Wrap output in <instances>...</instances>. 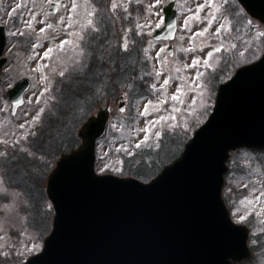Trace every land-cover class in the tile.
I'll return each instance as SVG.
<instances>
[{"label":"rangeland","instance_id":"374dc122","mask_svg":"<svg viewBox=\"0 0 264 264\" xmlns=\"http://www.w3.org/2000/svg\"><path fill=\"white\" fill-rule=\"evenodd\" d=\"M51 1L60 0H0V24L6 30V59L0 69V159L9 153L7 160L12 159L14 151L35 159L31 164L27 161L28 170L46 197L41 208L32 209L31 220L36 218L39 225L33 228L27 219L31 215L28 197L7 185L0 173V264H22L41 249L53 215L45 193L47 176L60 153L78 145L66 150L65 138L51 144L52 150H35L30 145L37 126L54 112L59 80L81 67L86 56L82 38L88 31L90 34L92 25L90 0H66L62 11L49 15ZM167 1L108 0L112 14L113 7H128L129 27L112 22V33L120 39V49L133 59H137L134 46L140 45V62L135 76L119 83L113 78L110 94L99 102L111 100L113 113L105 134L96 140L97 173L135 176L143 181L154 177L177 157L205 120L217 85L264 51V25L245 15L236 0H176L174 39L152 40L151 31L162 24V6ZM65 17L70 21H64ZM42 27L43 33L39 31ZM46 49L50 50L47 56ZM23 78L29 82L24 102L11 115L6 93ZM120 97L126 103L123 112L118 111ZM70 120L75 129L84 121L77 116ZM229 160L222 194L232 220L249 227L252 249L249 259L235 264H264V155L239 148L231 152ZM32 192L37 194L35 189Z\"/></svg>","mask_w":264,"mask_h":264},{"label":"water","instance_id":"95a60500","mask_svg":"<svg viewBox=\"0 0 264 264\" xmlns=\"http://www.w3.org/2000/svg\"><path fill=\"white\" fill-rule=\"evenodd\" d=\"M237 1L264 25V0ZM175 5L163 6L153 39L174 36ZM3 46L0 27V54ZM28 84L23 78L8 90L11 114ZM110 116V101L99 105L78 129V147L56 160L45 183L52 228L23 264H234L250 257L249 228L231 220L222 187L231 150L264 149V51L218 87L208 119L148 182L95 172L96 140Z\"/></svg>","mask_w":264,"mask_h":264},{"label":"trees","instance_id":"16d2710c","mask_svg":"<svg viewBox=\"0 0 264 264\" xmlns=\"http://www.w3.org/2000/svg\"><path fill=\"white\" fill-rule=\"evenodd\" d=\"M92 1L97 9V21L95 29L90 32L85 43L87 56L78 71H75L69 76L66 75V78L64 77L59 80L55 88L58 95L54 103V112L44 119L32 135V138H34L33 144L30 142L32 149L42 150L47 147L51 149V144L59 143L64 138L66 139V145H69L65 147L66 150L72 145H77V129L72 125L74 122L70 120V117L75 119L77 116L79 121L85 119L105 95L110 94L113 78L116 80V83L123 82V79L135 76L138 71L137 67L140 62L138 60L140 59L138 56V48H140V45L134 46L137 49V59H133L131 53L120 49V39L118 36L116 38L115 34L112 33L114 31L112 29V22L114 24L115 21L118 23L123 18L121 10L118 9L117 13L114 12L113 17L115 18L111 22L108 14V0ZM118 26L120 27L121 24H118ZM117 32L119 31L116 29ZM138 42L140 41L137 38L136 43ZM64 100L68 102L66 107H64ZM71 127H73L72 131H70ZM59 134H61L60 137ZM162 144L160 146L161 149ZM54 146L56 145L54 144ZM14 152L15 156L12 159L7 160L11 158L10 153L5 154L0 159V173H2L7 185L18 188L26 194L29 202L28 207L31 208V215L27 217L28 223L30 225L32 224L33 228H38L39 225L36 223V218L31 220V216L34 215L33 210L43 206L42 201H46V197L38 181L35 182L36 177H32L28 170V162L31 164L35 159H31L25 153ZM256 152L264 155V150ZM157 156L155 155V157ZM29 168L33 170L31 165ZM138 171L136 170L134 174L137 175ZM23 172H26V174L23 175ZM28 173L29 176L27 177ZM34 189L37 194L32 192Z\"/></svg>","mask_w":264,"mask_h":264},{"label":"flooded vegetation","instance_id":"af4514ba","mask_svg":"<svg viewBox=\"0 0 264 264\" xmlns=\"http://www.w3.org/2000/svg\"><path fill=\"white\" fill-rule=\"evenodd\" d=\"M62 1H64V4L61 3ZM59 2H60V3L56 6V9L54 10L55 13H57V12H59V11H62V10L66 7V0H60ZM50 3H51V2H50ZM91 6H92V5H91ZM92 7H93V6H92ZM108 9L110 10V5H109ZM55 13H54V14H55ZM108 14H109V16H110L109 19H110V21L112 22V20H114L115 17H113L112 12H110V11H109ZM111 14H112V15H111ZM122 16H123V18H121V21L118 22V23L115 21V24H116V25L121 24V26H125V27H127V25H128V16H127V14L124 13V12H122ZM66 17H68V16H66ZM66 17H65L64 21H66V20H67V21H70V18L67 19ZM65 40H66V39H65Z\"/></svg>","mask_w":264,"mask_h":264},{"label":"snow or ice","instance_id":"6c2138e0","mask_svg":"<svg viewBox=\"0 0 264 264\" xmlns=\"http://www.w3.org/2000/svg\"><path fill=\"white\" fill-rule=\"evenodd\" d=\"M72 7L75 8L76 5L73 4ZM27 26L30 27V25H27ZM47 26H48V27H51V25H47ZM39 31H40L41 33H43V32H44V28H43V27L40 28ZM217 31H219V29H217ZM61 43L63 44V41H62ZM33 47H35V45H34ZM124 47L127 48V45L125 44ZM49 51H50V50H48V49L45 50V53H44L45 56H47V55L49 54ZM210 54H211V53H209V55H210ZM197 75H199V73H197ZM177 90L180 91V89H177ZM173 98H175V97H173ZM17 103H20V101H17ZM156 135H160V133H156ZM105 167H107V165H106ZM102 171H103V169H102ZM241 219H243V217H241Z\"/></svg>","mask_w":264,"mask_h":264}]
</instances>
